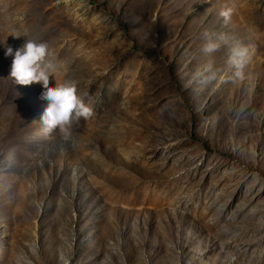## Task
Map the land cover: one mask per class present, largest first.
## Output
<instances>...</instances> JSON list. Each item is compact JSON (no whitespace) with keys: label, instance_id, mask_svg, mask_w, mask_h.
<instances>
[{"label":"rangeland","instance_id":"374dc122","mask_svg":"<svg viewBox=\"0 0 264 264\" xmlns=\"http://www.w3.org/2000/svg\"><path fill=\"white\" fill-rule=\"evenodd\" d=\"M26 39L92 108L67 139ZM0 264H264V0H0Z\"/></svg>","mask_w":264,"mask_h":264},{"label":"clouds","instance_id":"9594fccd","mask_svg":"<svg viewBox=\"0 0 264 264\" xmlns=\"http://www.w3.org/2000/svg\"><path fill=\"white\" fill-rule=\"evenodd\" d=\"M220 14L227 21L231 10L222 11ZM12 37L20 38L21 36ZM2 46L5 49V57L12 58L10 77L15 83L21 86L41 85L40 99L47 102V107L40 116V121L46 126L47 131L59 130L67 139L74 123L81 118L87 120L92 116V108L78 94L76 81L65 78L58 83L55 82L54 86H50V78H53L56 72V65L49 58L51 53L47 42L26 39L22 47L14 50L12 46L6 44L5 40ZM216 47V45H207L205 50H214ZM247 57L246 49H233L229 59L237 69L236 76H243Z\"/></svg>","mask_w":264,"mask_h":264}]
</instances>
